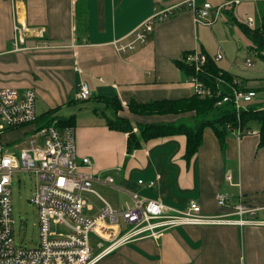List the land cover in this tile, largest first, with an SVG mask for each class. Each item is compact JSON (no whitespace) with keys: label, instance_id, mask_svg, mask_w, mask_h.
I'll return each mask as SVG.
<instances>
[{"label":"crops","instance_id":"crops-1","mask_svg":"<svg viewBox=\"0 0 264 264\" xmlns=\"http://www.w3.org/2000/svg\"><path fill=\"white\" fill-rule=\"evenodd\" d=\"M21 1L28 25L43 26L45 35L31 37L24 50L13 51V5L0 0V88L33 89L38 116L50 109L55 110L56 118L74 116L78 161L89 159L80 170L94 177L92 187L97 192L84 193L91 206L86 214L94 216L101 210V198L122 208L137 194L162 201L164 215H176L195 201L200 214L216 219L174 225L157 239L144 237L124 243L94 264H264V224H239L231 207L239 194L251 206H264V146L258 145L257 134L237 139L228 133L222 149L214 131L205 127L201 144L189 161L184 157L186 136L182 133L147 139L127 155V133L107 127L105 114L109 112L96 98L117 96L122 105L118 114L133 123L193 124V112L135 115L127 103L131 98L147 102L192 95L193 88L176 60L194 49L216 55L208 51L200 27H213L218 18L210 25L197 24L185 0ZM228 1L195 0V4L217 6ZM241 3L227 6L220 16L233 13ZM169 7L172 12L153 23L146 41L135 50L118 52L112 45L115 40L129 41L132 31L155 9ZM263 20L264 12L261 23ZM230 55L226 53V57ZM246 59L250 57H245L244 67L257 71L252 59L253 66H246ZM219 60L218 67L233 78L244 79V87L263 82L264 76L230 72ZM81 81L91 92L88 104L78 97ZM108 175L113 182L107 184L102 178ZM221 192L228 193L230 205L217 204L216 195ZM91 196L98 201H89ZM247 218L264 220V211L244 214L243 219Z\"/></svg>","mask_w":264,"mask_h":264},{"label":"built area","instance_id":"built-area-1","mask_svg":"<svg viewBox=\"0 0 264 264\" xmlns=\"http://www.w3.org/2000/svg\"><path fill=\"white\" fill-rule=\"evenodd\" d=\"M12 5L14 35L12 50H24L27 39L43 38V26H30L26 22L24 5L21 0H9ZM241 0H231L213 6L203 2L198 7L195 0H185L194 14V21L210 25L227 6ZM171 7L154 12L131 33L127 42H112L118 52L133 51L146 41L153 23L167 17ZM253 19L248 18L246 25L251 27ZM76 48L77 45H71ZM214 61L222 58L221 53L214 55ZM182 61L194 70L187 78L193 93L201 96L217 97L216 106L232 102L237 113L244 108L241 104L250 103L255 97L254 90L240 91L238 80H227L222 76L215 77V84L207 86L200 79L205 72L208 55L199 49L186 52ZM246 66L252 67L250 59ZM210 75V74H209ZM91 92L86 82L78 84V97L90 98ZM35 110V92L31 88L17 90L0 88V264H94L104 255L119 245L144 237L159 238L168 228L178 224L206 223L216 221L200 214V206L190 201L186 210L176 215H164V204L158 199L141 198L131 195V203L116 208L101 198L103 206L94 216L85 214L91 206L84 198V193L97 194L92 187L94 177L80 168L89 164L86 157L78 161L74 128L59 125L55 119L52 123L33 127L21 138H7L8 133L17 132L19 126L37 121ZM229 133L237 139L243 135L257 134V130L227 126ZM26 171L35 176V186L31 203L37 212L38 239L33 247L17 245L13 237V217L10 198V186L14 172ZM230 180V175L226 176ZM104 183H112L111 176L102 178ZM142 183L141 180L138 181ZM153 182H149L152 185ZM216 202L221 206L230 205L228 193L216 195ZM233 213L238 215L239 224H264V220L243 219V215H255L264 211V206L254 207L246 203L241 195L232 203ZM124 223L127 225L123 226Z\"/></svg>","mask_w":264,"mask_h":264},{"label":"trees","instance_id":"trees-1","mask_svg":"<svg viewBox=\"0 0 264 264\" xmlns=\"http://www.w3.org/2000/svg\"><path fill=\"white\" fill-rule=\"evenodd\" d=\"M225 10V9H223ZM80 13L78 9V14ZM222 13V12H221ZM219 18V17H218ZM200 24V23H197ZM241 32L250 41L249 50L251 54L261 59L264 63V20L261 25L256 27H249L246 24H239ZM76 30L77 28L76 24ZM191 51V50H190ZM187 52H189L187 50ZM205 52V51H203ZM186 52H184L185 54ZM206 53V52H205ZM183 54V55H184ZM208 62L205 72L200 74V79L203 80L207 86L215 84V77L222 76L227 80H232L233 77L227 71L218 67L217 62L208 54ZM251 61V60H250ZM176 65L183 72L185 78L191 77L194 70L191 66L184 63L182 59L176 60ZM210 74V75H209ZM237 88L240 91L253 90L252 88L244 87V79L237 78ZM255 90V89H254ZM201 96L193 93L189 97L178 99H162L151 100L147 102H140L137 99L131 98L127 107L130 113L135 115H149V114H178L185 112H193V124L175 123V122H161V123H134L127 117H122L118 111L122 108L121 101L117 96L105 97L97 96L101 102L104 103V109L108 110L105 114L106 125L109 129L119 130L127 133L126 139V154L130 155L135 148L141 147L142 143L147 139L173 135L182 133L186 136V148L184 157L189 161L195 154L202 141V132L205 127H210L218 138L219 145L223 149L225 136L229 133L227 126L233 127L240 122L241 127H250L251 123L257 125L258 145L264 146V103L262 105H247L237 113L232 102H226L221 106H216L217 97L213 95ZM91 97V96H90ZM80 99V98H79ZM82 100V99H81ZM54 109H50L37 117V121L27 125H21L17 129L18 138H21L25 133L32 131L36 125L38 127L50 124L53 120H57L58 124L63 126L69 125L73 127L74 116L67 118L53 117ZM74 128V127H73ZM11 132V131H10Z\"/></svg>","mask_w":264,"mask_h":264},{"label":"rangeland","instance_id":"rangeland-1","mask_svg":"<svg viewBox=\"0 0 264 264\" xmlns=\"http://www.w3.org/2000/svg\"><path fill=\"white\" fill-rule=\"evenodd\" d=\"M264 12V0L258 2H251L249 0H242V3L235 8V11L229 15H222L218 21L214 23L213 27H205L201 25V31L206 41V47L209 52L218 54L221 53L222 59L219 60L220 65L227 66L230 72H237L245 76H253L252 74H259L264 76V63L261 59L248 52L250 45L249 40L243 35L239 24L246 23L250 17L255 23L254 27L260 26L262 13ZM231 54L226 57V53ZM248 56L252 59L255 69L247 70L244 67V59ZM219 65V66H220ZM263 82L251 83L252 88L256 91V97L249 103L251 105H262L264 103V79ZM91 100L83 101L88 104ZM243 106L248 103H241ZM189 123V122H187ZM192 125V123H189ZM256 126L255 123H252ZM18 132H11L8 134L9 138H18ZM35 186V176L26 171L14 172L12 175V184L10 186V198L13 217V237L17 245L33 247L38 239L37 227V212L31 203V195ZM102 196L103 193H101ZM89 201L96 202L98 199L91 196ZM85 214L87 213L84 210ZM123 226H127L122 223Z\"/></svg>","mask_w":264,"mask_h":264}]
</instances>
